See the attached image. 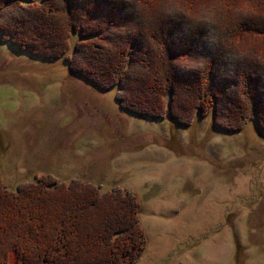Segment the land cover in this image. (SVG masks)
I'll return each instance as SVG.
<instances>
[{
    "label": "rangeland",
    "instance_id": "obj_1",
    "mask_svg": "<svg viewBox=\"0 0 264 264\" xmlns=\"http://www.w3.org/2000/svg\"><path fill=\"white\" fill-rule=\"evenodd\" d=\"M167 1L187 10L182 13L189 20L220 22L218 0L196 2L202 8L197 15L180 0ZM230 32L208 30L206 53L191 51L176 63L206 80L209 69L201 59L235 58L220 86L231 88L226 92L244 116L250 101L236 90L250 75L245 64L252 51L261 52L258 62L264 64V34ZM133 69L128 82L136 77ZM171 94L166 90L161 99L165 109ZM255 98L251 114L256 111L264 124L260 88ZM47 174L134 192L146 235L134 264H264V128L255 115L231 131L215 125L212 113L189 126L168 114H134L121 107L117 87L101 90L72 74L64 57H35L0 34V178L14 190Z\"/></svg>",
    "mask_w": 264,
    "mask_h": 264
},
{
    "label": "trees",
    "instance_id": "obj_2",
    "mask_svg": "<svg viewBox=\"0 0 264 264\" xmlns=\"http://www.w3.org/2000/svg\"><path fill=\"white\" fill-rule=\"evenodd\" d=\"M180 1L197 15L202 8L195 3L205 0ZM218 2L226 14L216 13L217 25L187 19L182 13L187 10H175L167 0H0V34L35 57H64L72 74L101 90L117 87L121 107L131 113L160 119L168 114L186 126L212 113L215 125L231 131L241 130L255 115L264 128L258 113L251 114L259 88L264 93L260 51L250 54L245 64L250 75L244 74L236 90L250 101L244 116L238 115L229 88L220 86L235 58L201 59L209 69L206 80L176 63L191 51L206 53L210 29L264 34V0ZM132 69L136 77L128 82ZM166 90L172 92L167 109L162 101ZM139 209L134 192L118 186L102 189L80 178L47 174L11 190L0 178V264H134L146 242Z\"/></svg>",
    "mask_w": 264,
    "mask_h": 264
}]
</instances>
